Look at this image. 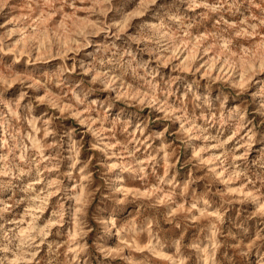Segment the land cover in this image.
<instances>
[{"label":"clouds","instance_id":"clouds-1","mask_svg":"<svg viewBox=\"0 0 264 264\" xmlns=\"http://www.w3.org/2000/svg\"><path fill=\"white\" fill-rule=\"evenodd\" d=\"M264 0H0V264H264Z\"/></svg>","mask_w":264,"mask_h":264},{"label":"rangeland","instance_id":"rangeland-1","mask_svg":"<svg viewBox=\"0 0 264 264\" xmlns=\"http://www.w3.org/2000/svg\"><path fill=\"white\" fill-rule=\"evenodd\" d=\"M261 131H264V125H258Z\"/></svg>","mask_w":264,"mask_h":264}]
</instances>
